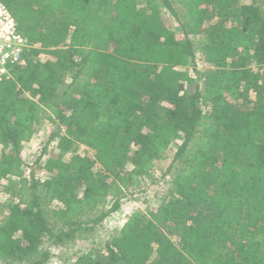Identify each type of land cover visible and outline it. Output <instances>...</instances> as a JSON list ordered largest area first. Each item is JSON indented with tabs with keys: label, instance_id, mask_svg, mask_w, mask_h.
Masks as SVG:
<instances>
[{
	"label": "trees",
	"instance_id": "trees-1",
	"mask_svg": "<svg viewBox=\"0 0 264 264\" xmlns=\"http://www.w3.org/2000/svg\"><path fill=\"white\" fill-rule=\"evenodd\" d=\"M0 1L32 45L0 81V261L45 264L44 243L87 237L180 141L155 208L72 264H264V0ZM45 118L40 180L19 149Z\"/></svg>",
	"mask_w": 264,
	"mask_h": 264
},
{
	"label": "rangeland",
	"instance_id": "rangeland-1",
	"mask_svg": "<svg viewBox=\"0 0 264 264\" xmlns=\"http://www.w3.org/2000/svg\"><path fill=\"white\" fill-rule=\"evenodd\" d=\"M242 3H250L252 0H238ZM138 6H144V0H138ZM174 9L178 12L179 16L182 13V8L178 4H173ZM164 17L168 23V25L173 29L176 33L180 34L181 29L174 17H172L168 12L164 13ZM194 42V61L195 68L198 71H204L207 68L202 62V53H201V44L204 42L203 35H192L191 36ZM46 56H41V59H45ZM191 75L196 78L195 84L199 85L201 83V79L192 72L191 68L189 69ZM69 82V77L65 78V84ZM188 89L192 91L194 89V85L189 86ZM252 99V98H251ZM251 99L248 101H237L235 104L240 107H249L251 104ZM53 127L52 119L45 118L42 123L37 127L36 133L34 137L22 144L19 149V155L22 160L27 163L25 169V175L28 176L30 172H32L35 178L40 180H45L48 176L47 171L45 170L44 161L50 152V148H46V154L39 164H35L34 160L39 155L40 150L44 146V142L50 130ZM180 141L173 142L168 150L164 153V155L157 161H155V166L153 171L150 173L149 177L145 180V183L142 187L138 189H132L128 191L126 198L123 199L122 205L120 209L107 218L101 223V225L96 226L94 230L82 239H76L70 243L61 246H48L47 243H44L43 248L49 251V258L45 262V264H72L73 258L75 254L80 251H87L91 247L101 244L104 240L110 238L114 235L118 229L121 227L123 222L125 221L128 213L134 209L141 210H150L155 208V206L159 203L160 196L162 195V191L165 189V186L170 180L171 173H166L167 166L169 165L171 158L178 146ZM77 153L81 155H87L89 157L93 156V152L91 150L85 149L84 147L77 148ZM180 163H177L175 167L177 168ZM172 170V172L175 170ZM6 195H3L0 192V220H2L3 216L6 214L4 209V204L2 203ZM109 204V203H108ZM54 207L52 205H45L46 216L49 220V223L54 227H59V224L54 220L51 216V210ZM0 264H20L12 261H0Z\"/></svg>",
	"mask_w": 264,
	"mask_h": 264
},
{
	"label": "built area",
	"instance_id": "built-area-1",
	"mask_svg": "<svg viewBox=\"0 0 264 264\" xmlns=\"http://www.w3.org/2000/svg\"><path fill=\"white\" fill-rule=\"evenodd\" d=\"M32 47L18 30L7 6L0 1V81L10 76L11 70L25 62V55Z\"/></svg>",
	"mask_w": 264,
	"mask_h": 264
}]
</instances>
